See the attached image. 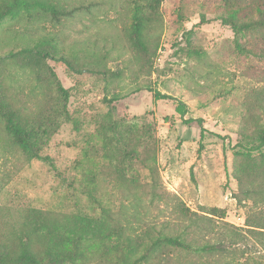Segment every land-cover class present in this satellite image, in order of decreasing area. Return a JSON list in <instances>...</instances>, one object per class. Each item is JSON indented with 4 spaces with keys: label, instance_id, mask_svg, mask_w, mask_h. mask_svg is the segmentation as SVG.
Wrapping results in <instances>:
<instances>
[{
    "label": "rangeland",
    "instance_id": "374dc122",
    "mask_svg": "<svg viewBox=\"0 0 264 264\" xmlns=\"http://www.w3.org/2000/svg\"><path fill=\"white\" fill-rule=\"evenodd\" d=\"M42 1L71 15L57 22L33 7L0 24V104L35 133L39 153H23L0 113V245L30 227L41 264H123L124 252L135 245L140 254L155 236L151 228L184 221L181 207L222 209L237 227L259 223L264 205L240 199L264 183V156L236 151L242 132L264 127V60L241 53L233 31L213 20L224 0H158L155 13L145 12L153 21L147 51L131 39L136 0ZM203 12L210 22L201 23ZM241 41L264 52V31ZM111 125L133 142L145 135V152L125 161L115 146L108 157ZM151 168L160 200L150 195ZM75 240L84 258H71Z\"/></svg>",
    "mask_w": 264,
    "mask_h": 264
},
{
    "label": "trees",
    "instance_id": "16d2710c",
    "mask_svg": "<svg viewBox=\"0 0 264 264\" xmlns=\"http://www.w3.org/2000/svg\"><path fill=\"white\" fill-rule=\"evenodd\" d=\"M140 1L143 0H136L133 7L131 39L136 47L147 51L148 39L145 33L153 21L145 16V12L155 13L158 8V0H147L145 6ZM33 7H39L50 12L52 18L57 22L60 21L61 16L71 15V11L57 9L54 5L47 4L42 0H3L0 7V24L17 11ZM215 7L216 15L213 20L220 21L222 25L233 31L237 49L241 53L264 60V52L245 47L241 41L250 34L264 31V0H224L217 3ZM203 8L208 10L207 5H203ZM210 21L206 12H203L201 23ZM22 52L28 53L33 52V50L25 49ZM36 52L40 56L52 58L49 53L41 50ZM57 60L74 69L71 58L63 56ZM155 97L159 100L170 98L168 95H161L160 93H156ZM260 107L264 108V105L262 104ZM178 110L183 112L182 107H179ZM0 113L8 117L7 129L23 153L30 159L37 158L39 153L34 150V143L32 142L35 133L19 127L13 120V114L4 112L1 104ZM197 123L203 130V121L198 120ZM105 130L103 140L105 154L108 157L113 156L112 152H116V147L123 148L125 161L133 159L138 153L143 154L145 152L139 151L144 149V143L147 139L145 135L139 134L137 140L133 142L126 136L127 132H120L119 125H111ZM108 132H116L117 136L114 138ZM241 138L236 155L253 157L257 153L264 156V127H256L249 133L242 132ZM145 160V162H149L148 159ZM154 173L155 170L151 168L150 175L153 184L150 186V195L153 200H160L162 197L158 192L159 182L154 178ZM242 190L245 197L240 199L241 203L245 200L254 199L256 206L264 205V183ZM205 210H207L206 214H198L185 211L181 207L180 212L182 216L186 217L184 221L181 218L179 223L172 226L168 227L164 223L160 229L151 228L155 232V236L148 238L140 254L134 253V250L137 249L135 245L129 251L124 252L121 256L123 264H154L150 259L157 255H161L159 259H162H158L156 264H174L166 259L170 255L163 253L165 251L183 253L191 257L196 262L194 264H264V217L260 218L259 223L249 218L247 227L243 228L226 221V215L222 209ZM259 210L260 214L264 216L262 209ZM198 233H202V237H199ZM34 234H37L35 229L25 227L19 234L15 235L16 237L12 239L11 243L0 245V264H41L38 254L33 248L36 239ZM128 240L129 243L132 242L130 238ZM76 243L75 240L71 249V258L78 257V255L84 258L85 252ZM162 254L164 255L162 256ZM199 260L204 262H197ZM54 262L55 260H52L49 264H54Z\"/></svg>",
    "mask_w": 264,
    "mask_h": 264
}]
</instances>
